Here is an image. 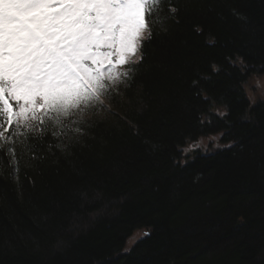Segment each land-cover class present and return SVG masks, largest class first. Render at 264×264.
Masks as SVG:
<instances>
[{
	"label": "trees",
	"instance_id": "trees-1",
	"mask_svg": "<svg viewBox=\"0 0 264 264\" xmlns=\"http://www.w3.org/2000/svg\"><path fill=\"white\" fill-rule=\"evenodd\" d=\"M158 16L109 110L0 155V264H264V0Z\"/></svg>",
	"mask_w": 264,
	"mask_h": 264
},
{
	"label": "snow or ice",
	"instance_id": "snow-or-ice-1",
	"mask_svg": "<svg viewBox=\"0 0 264 264\" xmlns=\"http://www.w3.org/2000/svg\"><path fill=\"white\" fill-rule=\"evenodd\" d=\"M164 4L0 0V155L15 161L19 138H44L49 128L58 137L129 78L126 66L143 60L142 42L153 38Z\"/></svg>",
	"mask_w": 264,
	"mask_h": 264
},
{
	"label": "rangeland",
	"instance_id": "rangeland-1",
	"mask_svg": "<svg viewBox=\"0 0 264 264\" xmlns=\"http://www.w3.org/2000/svg\"><path fill=\"white\" fill-rule=\"evenodd\" d=\"M245 92H246L247 98L249 99L251 103L264 100V74L252 77L249 80V83L245 86ZM98 104L103 106L104 109L109 110V106L103 97L101 98V101L98 102ZM212 145L213 144L211 143L209 139H201L198 142L191 144L190 145L191 147L189 146L188 148L190 150H193L195 148L208 150L211 148ZM186 150L187 149H185V151ZM142 235H143V232L139 231L130 239L129 243L130 244L133 243L134 241L142 237Z\"/></svg>",
	"mask_w": 264,
	"mask_h": 264
}]
</instances>
